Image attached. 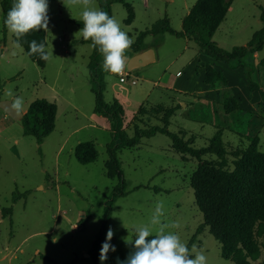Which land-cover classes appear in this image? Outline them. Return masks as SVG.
Listing matches in <instances>:
<instances>
[{
  "label": "rangeland",
  "instance_id": "1",
  "mask_svg": "<svg viewBox=\"0 0 264 264\" xmlns=\"http://www.w3.org/2000/svg\"><path fill=\"white\" fill-rule=\"evenodd\" d=\"M125 2L130 8L129 20L127 7L118 2L110 5L111 17L135 42L140 31L164 17L174 30H180L182 17L196 0ZM91 6L100 9L96 0H92ZM262 7L264 0H233L212 40L225 49L245 45L252 33L262 26ZM82 10L83 5L73 4L71 0H48L49 31H45L44 42L49 59L39 68L21 46H16L14 34L8 28L3 35L0 8V99L14 103L17 97L22 98V113L36 98L54 102L57 107L54 129L40 144L34 137L23 134L19 120L8 118L0 123V212L4 207L12 208L10 219H0V248L8 246V251L13 252L15 257L11 264H53L40 259L38 252L56 264H96L90 255L92 242L101 233L100 255L106 232L111 227L113 237L109 243L116 250H109L104 262L118 264V260H125L130 253L131 244H126L123 238L134 239L133 226L150 224L157 203H162L161 222L169 225L165 231L177 234L186 242L192 258L196 252H201L211 264H231L220 256V245L207 227L190 243L203 221L189 186L197 160L174 151L165 135L143 138L138 146L118 150L125 194L115 198L107 215V201L117 181L106 172L110 119H101L93 113L94 98L87 68L92 44L81 42L80 27L73 23L81 20ZM144 43L155 55V61L149 66L138 67L136 72L135 68L126 71L125 82H119V74L105 71L104 100L110 101L114 93L119 94L128 135L132 134L137 103L147 109L159 103L179 104L170 117L168 129L179 131L194 147L205 146L220 128L229 162L235 149L247 146V136L257 135V147L264 150V117L258 103L251 111L235 108L225 113L222 102L231 106L237 104L227 83L215 85L221 90L218 102L199 93L170 92L168 85L175 78V72L197 51L192 40L164 33L147 35ZM125 54H131L130 47ZM262 57L264 45L248 60L254 61V78L264 89V66L258 64ZM102 60L101 55V65ZM157 118L158 115L151 113L144 115L139 126L159 125ZM83 141H92L96 150L95 159L87 164H80L73 156L75 145ZM214 158V155L203 156V159ZM138 185L150 188L135 189ZM153 186L160 191H155ZM25 191L24 197L11 202L13 192ZM81 219L84 222L79 226ZM174 223L180 227H171ZM150 228L155 235L159 225H150ZM257 242L259 263L264 260V235Z\"/></svg>",
  "mask_w": 264,
  "mask_h": 264
},
{
  "label": "trees",
  "instance_id": "2",
  "mask_svg": "<svg viewBox=\"0 0 264 264\" xmlns=\"http://www.w3.org/2000/svg\"><path fill=\"white\" fill-rule=\"evenodd\" d=\"M62 2L63 0H54ZM100 10L108 13L111 17L110 5L113 2L123 4L128 9V19L130 8L125 0H96ZM233 0H196L187 14L181 20V29L174 30L167 17L155 21L149 28L140 31L136 36V41L130 46L132 53H139L148 48L144 43L147 35H162L169 33L177 37L192 40L201 54L222 61L229 68H242L244 79L249 91L258 93L260 112L264 117V90L254 78V61H249L248 57L262 50L264 45V7L260 12L262 26L255 30L249 41L245 45L234 46L225 49L218 46L212 36L220 23L224 20ZM13 0H0L1 19L3 35L6 33L7 12L10 10ZM73 23L82 28L81 20H74ZM14 34V33H13ZM45 31H30L19 39V45L24 53L33 60L39 68L45 66L46 60L38 55H28L29 42L36 40L44 43ZM14 41L17 37L14 34ZM81 42L92 44L91 40L81 39ZM258 64L264 66V57L258 60ZM88 82L90 91L93 93L94 105L93 113L110 119L111 140L106 145L107 154V175L116 178L113 186L112 196L107 201V215L115 198L125 194V182L117 158L118 150L122 148H133L141 143L143 138H150L156 134H162L170 139L171 148L181 155H189L197 160L196 169L189 177V186L193 191V196L197 209L200 211L203 221L196 228L195 234L190 239V243L195 236L199 235L205 227L213 238L220 245V256L231 261V264H264L257 262L260 247L257 239L264 235V150L257 147L258 136H247L248 144L244 149H235L232 153L231 162L227 159V152L222 139V129L218 128L208 143L202 147L191 145L189 138L185 139L179 131L174 132L168 129L170 117L179 108V104L165 106L156 104L147 109L140 105L132 117V134L128 135L123 125L124 109L120 101L113 97L110 101L104 100L106 89L105 71L101 67V53L98 47L93 48L87 63ZM204 82L212 87L216 84H226L224 75L215 70L211 65L204 66ZM234 102V101H232ZM225 113L238 109V105L221 103ZM56 104L44 98H36L29 104L27 110L19 119L24 135L35 138L40 144L54 129L56 118ZM158 115L159 125H146L140 127L141 118L147 114ZM214 155V159H203L204 155ZM73 156L80 164L92 162L96 156V150L92 141H83L75 145ZM231 166V168H230ZM150 188L148 185H138ZM155 191L160 188L153 186ZM27 192H13L11 202H16L20 197H24ZM12 208L4 207L0 216L10 217ZM84 219L78 221L82 226ZM154 236V235H153ZM101 233L93 240L90 255L96 264H106L99 260L98 247ZM152 237H149V239ZM135 249L130 245V252ZM40 259H44L53 264L52 259L38 253Z\"/></svg>",
  "mask_w": 264,
  "mask_h": 264
},
{
  "label": "clouds",
  "instance_id": "3",
  "mask_svg": "<svg viewBox=\"0 0 264 264\" xmlns=\"http://www.w3.org/2000/svg\"><path fill=\"white\" fill-rule=\"evenodd\" d=\"M73 4L83 5L80 19L83 27L79 29L80 36L84 40H91L92 47H98L101 53L102 69L112 74H120L126 67L125 51L134 43L126 32L121 30L120 23L110 17L107 12L98 7L91 6L92 0H71ZM4 23L8 30L17 37L16 46L19 47V39L30 31H49L48 0H13L10 10L7 12ZM38 55L43 60L49 59V53L44 43L36 40L29 42L28 55ZM22 98L17 97L12 108L20 111ZM163 216V204L157 203L150 224L134 225L132 231L134 239L123 238L126 244H131L135 249L130 252L123 261L118 264H211L209 258L201 252H196L192 258L186 242L173 232H166L165 225L161 222ZM151 226L159 225L153 236ZM171 227L178 228L179 224ZM113 237L111 227L106 232L105 241L100 248L99 260L107 259L109 250L115 251V246L109 241ZM149 237H152L149 239ZM195 247V246H194Z\"/></svg>",
  "mask_w": 264,
  "mask_h": 264
},
{
  "label": "crops",
  "instance_id": "4",
  "mask_svg": "<svg viewBox=\"0 0 264 264\" xmlns=\"http://www.w3.org/2000/svg\"><path fill=\"white\" fill-rule=\"evenodd\" d=\"M189 10L186 11V14L188 13ZM184 39H188V38H184ZM147 49H151V47H148ZM133 54L136 53L131 52L130 55L127 54L124 55L132 56ZM152 55H153V61L143 67H147L155 61V55L153 52ZM206 64L211 65L215 70L220 71L224 75L226 79L227 87L232 91V94L236 98L239 109L246 111H251L252 109H254V106L259 101V96L257 92L248 90L242 68L240 67L229 68L222 61L215 60L211 57L201 54L198 50V47L195 55L187 63H185L180 70H177L175 72V78H173L168 85L170 86V92L174 91L180 93H199L202 94L208 100H211L213 102H218L219 99L221 98L220 88L212 87L204 82V66ZM139 69L140 68H135V72L138 71ZM183 69L185 70V72ZM188 72L189 74L187 75L186 73ZM52 89L54 88L52 87ZM114 97H116L120 101L118 93H114ZM138 106L139 103L136 104L133 114L136 112ZM133 114H131V116ZM100 117L101 119L106 118L102 116ZM8 118L9 117L7 116V114L0 109V123L6 121ZM4 218H8V217L2 218L0 216V219H4ZM8 250H9L8 246L5 248H0V264H11V260L13 259V257H15V255L13 254V252H9ZM4 251H8V252L5 253Z\"/></svg>",
  "mask_w": 264,
  "mask_h": 264
},
{
  "label": "water",
  "instance_id": "5",
  "mask_svg": "<svg viewBox=\"0 0 264 264\" xmlns=\"http://www.w3.org/2000/svg\"><path fill=\"white\" fill-rule=\"evenodd\" d=\"M125 60L126 67L124 71H130L134 68L142 67L153 61L152 51L146 49L142 52L133 54L132 56H125ZM12 104L13 103L9 99H0V109L7 114L10 120L16 121L21 118L23 113L14 110Z\"/></svg>",
  "mask_w": 264,
  "mask_h": 264
},
{
  "label": "built area",
  "instance_id": "6",
  "mask_svg": "<svg viewBox=\"0 0 264 264\" xmlns=\"http://www.w3.org/2000/svg\"><path fill=\"white\" fill-rule=\"evenodd\" d=\"M125 76H127L126 70L119 74V82H125ZM131 82L134 83L135 81L132 80Z\"/></svg>",
  "mask_w": 264,
  "mask_h": 264
}]
</instances>
